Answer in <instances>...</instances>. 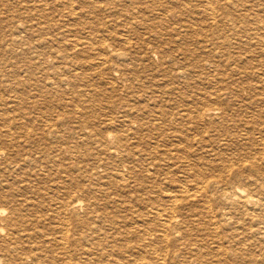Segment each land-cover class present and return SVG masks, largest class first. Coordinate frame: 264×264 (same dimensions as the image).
<instances>
[{
	"label": "bare ground",
	"instance_id": "6f19581e",
	"mask_svg": "<svg viewBox=\"0 0 264 264\" xmlns=\"http://www.w3.org/2000/svg\"><path fill=\"white\" fill-rule=\"evenodd\" d=\"M0 264H264V0H0Z\"/></svg>",
	"mask_w": 264,
	"mask_h": 264
}]
</instances>
